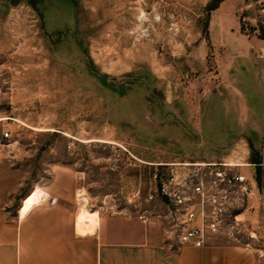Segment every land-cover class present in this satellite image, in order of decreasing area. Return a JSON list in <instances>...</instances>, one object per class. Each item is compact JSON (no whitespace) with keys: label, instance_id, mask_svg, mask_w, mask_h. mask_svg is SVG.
I'll return each instance as SVG.
<instances>
[{"label":"rangeland","instance_id":"obj_1","mask_svg":"<svg viewBox=\"0 0 264 264\" xmlns=\"http://www.w3.org/2000/svg\"><path fill=\"white\" fill-rule=\"evenodd\" d=\"M208 2L0 0L3 198L71 169L75 212L136 231L155 163L251 162L259 198L217 238L264 264V0Z\"/></svg>","mask_w":264,"mask_h":264},{"label":"crops","instance_id":"obj_2","mask_svg":"<svg viewBox=\"0 0 264 264\" xmlns=\"http://www.w3.org/2000/svg\"><path fill=\"white\" fill-rule=\"evenodd\" d=\"M23 186L17 180L5 198L0 191V264H254L250 249L217 237L197 248L164 243L155 218L138 220L136 231L122 220H102L98 212L95 226L80 220L71 169H55L38 199L32 192L39 186L21 194Z\"/></svg>","mask_w":264,"mask_h":264},{"label":"built area","instance_id":"obj_3","mask_svg":"<svg viewBox=\"0 0 264 264\" xmlns=\"http://www.w3.org/2000/svg\"><path fill=\"white\" fill-rule=\"evenodd\" d=\"M4 129L0 137H7ZM164 174L152 172V182L136 195L137 218L142 223L155 218L165 238L177 246L202 247L216 237H233L232 229L241 222L257 196L252 173L240 166L251 162L227 157L207 160L157 162ZM111 167V166H110Z\"/></svg>","mask_w":264,"mask_h":264},{"label":"bare ground","instance_id":"obj_4","mask_svg":"<svg viewBox=\"0 0 264 264\" xmlns=\"http://www.w3.org/2000/svg\"><path fill=\"white\" fill-rule=\"evenodd\" d=\"M2 118H5V117H1L0 119L2 120ZM101 140V141H108V140H105V139H98V138H93V140ZM88 140H92V139H88ZM85 199V198H84ZM87 200V199H86ZM86 202V201H85ZM95 214H92V213H89L85 207L83 205H81V209L78 213V218L80 220H84V221H87V222H93L95 221Z\"/></svg>","mask_w":264,"mask_h":264},{"label":"trees","instance_id":"obj_5","mask_svg":"<svg viewBox=\"0 0 264 264\" xmlns=\"http://www.w3.org/2000/svg\"><path fill=\"white\" fill-rule=\"evenodd\" d=\"M219 1L220 0H209V2L206 5V9L207 10H210V9L215 8L217 6V4H218ZM251 161L258 163L259 162V158L258 157H254L252 155V160ZM253 174H254L255 180L258 183L259 182V170H258V166H256L255 171H254Z\"/></svg>","mask_w":264,"mask_h":264}]
</instances>
